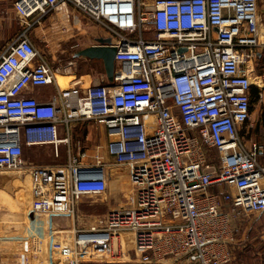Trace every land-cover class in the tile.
I'll return each instance as SVG.
<instances>
[{"label": "built area", "instance_id": "2783aa9c", "mask_svg": "<svg viewBox=\"0 0 264 264\" xmlns=\"http://www.w3.org/2000/svg\"><path fill=\"white\" fill-rule=\"evenodd\" d=\"M13 6L22 29L0 53V170L28 172L34 215L72 214L77 199L107 187L101 155L83 160L81 150L64 163L36 164L24 160L23 147L57 148L68 142L73 122L92 119L104 125L107 153L128 169L134 186L133 205L110 211L106 231L78 232L75 254L54 247L69 264H123L81 260V247L90 242L109 250V237L128 231L143 263L168 256L229 263L236 214L222 203L264 216V164L257 158L264 144L242 132L251 119L252 86L259 98L264 86L260 76L252 80L264 53L259 0H15ZM63 8L79 26L90 21L106 31L115 46L111 80L58 82L57 72L68 65L47 56L32 30ZM44 85L54 90L40 100L33 88Z\"/></svg>", "mask_w": 264, "mask_h": 264}, {"label": "rangeland", "instance_id": "374dc122", "mask_svg": "<svg viewBox=\"0 0 264 264\" xmlns=\"http://www.w3.org/2000/svg\"><path fill=\"white\" fill-rule=\"evenodd\" d=\"M259 3L262 19L261 27L264 31V0H259ZM12 18L18 21L17 18ZM35 27V34L40 48H48L47 50L51 54L56 53L57 55H61V49L69 47L72 42L78 41L82 45L89 44L93 42L97 34L98 36L106 35L104 29L96 27L90 21L87 25L80 24L79 26L72 19L70 10L65 11L64 8L51 12L50 16ZM12 29L8 28L6 31L8 32ZM262 35H264V32H260V36ZM70 56L73 57V54L71 53ZM84 59L85 57H83ZM69 62H65V64L71 65V67L75 65L73 66L74 68L72 67V71H75V73L82 75L87 73L85 74L86 77L89 76L86 78L87 80L95 76V70L97 72L102 71V66L98 63V60L86 58L80 62ZM67 70L68 72L71 71L69 68ZM75 75L71 74V77ZM253 75V81L259 80L257 76H260L264 83V53L256 59ZM49 86L44 85L42 88H48ZM262 111H264V93L258 100L253 101L251 119L249 121L251 126L242 130L243 133L246 131L245 140L248 142L253 140L264 141V129L259 126ZM87 124L91 131L87 140L79 137L82 124L73 127V139L83 140L82 142L85 144L83 148L86 150V156L83 160L92 161V155L97 151L101 155L102 160H105L106 157L113 160V157L105 152L106 146L101 142L104 134H101L100 122L89 121ZM92 144L100 146L92 148ZM70 146L69 150L72 153H77L78 148ZM67 152L68 148L65 143L58 144L57 148L53 144H38L30 147L24 146L22 155L27 163L55 164L64 163L67 158ZM30 187V176L26 170L18 168L0 170V264H48V235L43 236L41 232L42 230L47 231L51 218L47 214H37L30 217ZM83 200L79 204L95 203L91 202L89 197H84ZM259 216L252 211H248L247 215L244 216L246 221H250V226L246 229L244 237L238 241L237 247H235L234 261L238 262V264H264V242L258 237V233L260 234L262 230L261 220L258 219ZM68 217L67 220L70 221L71 216L68 215ZM60 227L62 228V226ZM35 236L40 238V241H36ZM53 264L68 263L62 259Z\"/></svg>", "mask_w": 264, "mask_h": 264}, {"label": "crops", "instance_id": "0c3cea01", "mask_svg": "<svg viewBox=\"0 0 264 264\" xmlns=\"http://www.w3.org/2000/svg\"><path fill=\"white\" fill-rule=\"evenodd\" d=\"M14 1L15 0H0V53L7 48V46L13 41V39L22 29V25L18 21L12 18V17L16 18L14 12V6H13ZM261 26L262 23L260 24V29H261V33H263ZM8 28H13V29L7 32L6 30ZM35 30L36 27L34 26L32 30V34L34 35L33 37L35 43L39 46L38 38L35 34ZM100 36H104V35H100ZM96 37H98V34L94 38ZM95 43H96L95 39H93V42L84 45L79 44L78 41L72 42V44L69 45V47H65L64 49H61L60 52L61 55H57L56 53L48 54L47 53L48 48L45 49L41 48V49L45 52L47 56H49L53 60L65 64V62H69V61H75V62H80L81 60L84 61L87 57H85V59L83 60L84 56H76L75 53L79 49ZM71 53L73 54V57L70 56ZM64 66H66V64ZM72 67L71 65H68L67 67L71 69L70 72H68L67 68H65V70L68 73L76 74L67 81V84L70 85L71 84L75 85L78 83L90 84L92 82H98L101 80L105 81L106 79H108L103 70V67L101 68L102 69L101 72L100 71L97 72L94 69L95 76H93V78L89 80L86 79L89 76L87 77L85 76V74L87 73L83 75L80 73L77 74L75 73V71H72V69L74 68ZM53 90L54 89L51 85L48 88H42V87L33 88L34 94L40 100L48 99L52 94ZM263 93L264 91L262 92V96ZM89 121H95V120L92 119L78 120L71 124L69 129V140L67 143H65L68 148L66 160L68 159L69 155H75L79 153L81 150H85V148H83L85 144L82 141L84 139L87 140L89 134L91 133L89 125L87 124ZM79 124H82L79 133V137L83 139L82 141L80 139H75V140L73 139V127L75 125L79 126ZM99 126L101 127L102 130L101 134H104L101 138V142L104 143V146H106L107 140H106L105 127L102 123H100ZM248 126H251V123L247 124V128ZM259 126L263 127L264 129V123L263 121H261V119L259 120ZM260 142L264 144V141H260ZM70 145H72L73 148L74 147L78 148L77 153H72L69 150L71 147ZM99 146L100 145H93V144L91 145L92 148H98ZM105 152L107 153V150ZM94 155H92V157H94ZM257 158L259 163L264 164V150L259 151ZM103 161L105 164L104 170H105L106 184H107L105 191L96 196L93 195L81 196L79 199L76 200L72 214L49 215V217L51 218L50 225L47 226V231L42 230L41 232L43 236L46 234L48 235V261H47L48 264H53L54 262L58 260L61 261L62 259L66 260L67 263L69 264V258L64 256L60 248H55L54 244H59L60 246H68L69 248H73V253L75 254L74 250L77 249L75 244V238L77 237L78 232L92 233L94 235L104 232L106 231V227H107L106 217L110 211L119 209L121 207H130L133 205L132 197L134 196V186L130 179L128 169L125 166L117 165L114 162V160H111V158L106 157V159ZM211 190H218V188L212 186ZM84 197L85 198L89 197V200L91 202H95L96 204L95 203L87 204V205L79 204L80 201L84 199ZM222 209H227L236 214L234 220L232 221L234 228L233 236H232L233 238L231 242H228L226 244V246L232 256L230 262L227 264H238V262L234 261V256H235L234 251H235V247H237L238 245V241L241 240L242 237H244L246 229H248V227L250 226V221L249 222L246 221V218L244 217L247 215L248 211L246 212V214L241 213L238 208L234 207L231 201L223 202ZM256 214L260 215L258 219L261 220V225H262L261 226L259 224L262 227V230L260 234L258 233V237L261 240V235L264 234V216L263 214L258 212H256ZM68 215L71 216L70 221L67 220V218H69ZM33 216L35 215L33 214ZM60 226H62V228ZM36 241H40V238L36 237ZM109 248H110L109 250H105L102 249L101 246L99 245V247L94 249L92 244L88 242L86 243L85 246L81 247L82 254L80 258L81 260H92V259L105 260V261L115 260L122 262L123 264H192L186 256L174 257V258L168 256V258H165V260L160 259V261L158 262L152 259L153 261L151 262L143 263L141 261V253L134 250L132 233L128 231H122L119 232L118 234H114L113 236L109 237ZM147 253L150 256H152V252L150 250H148ZM68 256L71 257L70 255Z\"/></svg>", "mask_w": 264, "mask_h": 264}, {"label": "water", "instance_id": "95a60500", "mask_svg": "<svg viewBox=\"0 0 264 264\" xmlns=\"http://www.w3.org/2000/svg\"><path fill=\"white\" fill-rule=\"evenodd\" d=\"M96 43L90 44L79 49L75 55L84 56L89 59L100 60L104 72L109 80L112 79L113 69H114V52L115 46L110 44L109 36H98L94 38ZM30 217L33 216L32 212L29 213Z\"/></svg>", "mask_w": 264, "mask_h": 264}, {"label": "bare ground", "instance_id": "6f19581e", "mask_svg": "<svg viewBox=\"0 0 264 264\" xmlns=\"http://www.w3.org/2000/svg\"><path fill=\"white\" fill-rule=\"evenodd\" d=\"M260 31H261V29H260ZM264 32V31H263ZM263 36V40H264V35H262ZM48 54H51L49 51L47 52ZM71 74L72 73H65L64 71H58L57 72V77H58V82L61 84V85H63V86H65L66 85V83H67V81L71 78ZM16 180V179H15Z\"/></svg>", "mask_w": 264, "mask_h": 264}, {"label": "trees", "instance_id": "16d2710c", "mask_svg": "<svg viewBox=\"0 0 264 264\" xmlns=\"http://www.w3.org/2000/svg\"><path fill=\"white\" fill-rule=\"evenodd\" d=\"M259 57H261V55ZM262 90L264 91V86H263ZM258 92H259V89L256 86H252V89H251L252 103H253L254 100H258L259 99V93ZM260 119L264 123V111H262Z\"/></svg>", "mask_w": 264, "mask_h": 264}]
</instances>
